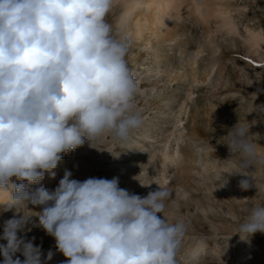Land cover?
<instances>
[{
    "label": "clouds",
    "instance_id": "clouds-1",
    "mask_svg": "<svg viewBox=\"0 0 264 264\" xmlns=\"http://www.w3.org/2000/svg\"><path fill=\"white\" fill-rule=\"evenodd\" d=\"M114 5L0 0V190L10 194L8 208L43 206L39 226L66 264H178L186 225L164 215L172 196L166 187L141 197L120 188L118 177L79 181L66 170L54 190L28 188L85 140L92 146L110 136L126 144L143 126L140 88L126 61L130 38L114 35L106 20ZM249 127L238 123L226 136L236 168L223 172L251 177L254 185L239 181L244 191L260 190L252 173L264 166ZM13 177L22 182L11 183ZM26 220L4 222L3 264H41L40 250L17 236ZM257 232L264 233V206L252 208L236 231L241 239ZM17 251L23 262L13 259Z\"/></svg>",
    "mask_w": 264,
    "mask_h": 264
},
{
    "label": "rangeland",
    "instance_id": "rangeland-1",
    "mask_svg": "<svg viewBox=\"0 0 264 264\" xmlns=\"http://www.w3.org/2000/svg\"><path fill=\"white\" fill-rule=\"evenodd\" d=\"M139 11L148 22L152 13L144 0H115L106 20L114 35L130 38L126 61L140 88L143 126L126 144L110 136L92 146L85 140L72 159L67 156L76 149L62 154L65 171L79 181L118 177L120 188L141 197L166 187L172 196L164 215L186 225L178 264H264V233L247 239L236 233L252 208L264 206V166L252 173L260 190H241L242 179L254 185L251 177L223 173L236 168L226 136L238 123H249V139L264 153V109L256 111L264 106V0H175L163 28L147 23L141 38ZM64 173L46 189L54 190ZM16 179L11 183L22 182ZM1 199L0 236L5 221L24 216L17 236L40 250L41 264H66L55 239L39 226L43 206L8 208L7 193ZM16 258L23 262L21 251Z\"/></svg>",
    "mask_w": 264,
    "mask_h": 264
},
{
    "label": "bare ground",
    "instance_id": "bare-ground-1",
    "mask_svg": "<svg viewBox=\"0 0 264 264\" xmlns=\"http://www.w3.org/2000/svg\"><path fill=\"white\" fill-rule=\"evenodd\" d=\"M174 1L175 0H144V3L146 5V11L151 12L152 14L150 16H148V22L146 20H144L145 14H143L142 11H139L135 14V16L137 18V20L135 22L136 31H137L136 37H139V38L143 37V35H144L143 33L145 32V28L147 27V23H152L155 28H163V21H164V17L166 15V12H167V10H169L171 8V6L174 5ZM133 9H135V6H132V8H127L126 15L123 19L124 23L127 22L126 16L129 13L131 14ZM136 9H137V7H136ZM78 149L79 148L77 147L75 151L69 153L67 156L68 159H72L74 157L75 153L78 151ZM164 156H165V158H169L168 153H164ZM59 166L56 167L55 169H52L51 172H45L44 173V178L53 172L55 173L54 176H52V174H51V176L48 178L50 181L40 180V181L36 182L35 184H28V188H30V189L38 188L40 186H43L45 188L50 187L51 180L53 181V179H55V177L59 171L65 172V169H67L68 164L65 163V159H62L59 162ZM12 179H15V177H13ZM25 183H27V182H25ZM13 184H19V183L17 182V183H13ZM0 192H1L0 193V205H4L5 201H4V199H1V195L3 193H7V197L9 198L10 194L8 192L3 191V190H1Z\"/></svg>",
    "mask_w": 264,
    "mask_h": 264
}]
</instances>
